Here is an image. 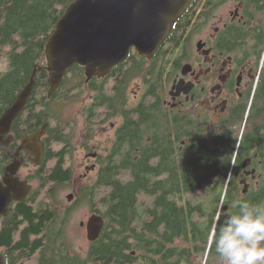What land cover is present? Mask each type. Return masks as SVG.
<instances>
[{"label": "trees", "instance_id": "16d2710c", "mask_svg": "<svg viewBox=\"0 0 264 264\" xmlns=\"http://www.w3.org/2000/svg\"><path fill=\"white\" fill-rule=\"evenodd\" d=\"M71 1L0 0V57L5 55L8 63L7 70L0 74V116L14 102L36 69L32 93L11 125L15 141L47 124L43 163L30 177V182L35 181L37 188L32 189L25 200L10 206L8 215L0 223V247L5 249L7 263L17 264L31 260L33 264H181L171 260L169 250L173 225L176 224V235L182 228L180 215L176 214L174 218L169 206L170 194L198 191L200 184L178 179L200 177L199 169L192 165L200 158L187 155L184 149L176 150L172 158L174 150L171 151L168 145H158L161 151L158 160H154V143L162 138L152 135V141L145 143V138L152 132L146 130L147 127L141 130V126L153 114V108L145 107L143 101L127 110L135 111L141 117L127 119L128 125L116 129L110 145L97 152L99 167L95 179L80 188L75 201V204L85 201L92 213L103 217L100 236L90 242L85 257L71 252L64 238V227L72 205L62 207L56 192L58 187L72 180L70 160L76 129L74 117L63 119L59 114L60 107L56 108L55 104L73 102L92 89L97 102L103 106L112 105L115 108L112 113H118L124 106L120 92L127 88L132 77L143 73L147 65V62L123 61L114 66L113 71L122 73L115 83L118 94L109 98L101 88L93 85L96 78L86 80L82 67L75 64L49 95V74L44 68L45 45L55 23ZM178 42L179 39L174 37L170 40V47L175 49ZM156 56L158 75H162V65L168 62L167 54L160 47ZM75 75L81 77L76 84L73 83L77 78ZM88 81L90 86H83ZM154 87L151 83L149 92ZM147 96L143 94L141 99ZM83 117V141L86 143L92 137L91 110H84ZM141 120L143 122L139 123ZM180 138L179 135L176 137V148ZM138 139L144 142L139 151L135 143ZM52 160L54 162L48 165ZM1 163L0 174L5 164L2 159ZM210 170L207 168L208 172ZM207 235L209 237L210 232Z\"/></svg>", "mask_w": 264, "mask_h": 264}, {"label": "flooded vegetation", "instance_id": "af4514ba", "mask_svg": "<svg viewBox=\"0 0 264 264\" xmlns=\"http://www.w3.org/2000/svg\"><path fill=\"white\" fill-rule=\"evenodd\" d=\"M174 37L179 39L175 49L170 47ZM160 47L168 60L167 65H162V75H158L156 56ZM134 61L147 62L146 70L132 77L120 92L124 106L118 113H112V105L97 102L92 89L87 97L75 101L88 103L82 111L91 110L90 130L95 132L97 127L109 124L105 129L106 133L110 130L108 145L116 129L128 125L127 119L141 117L127 110L143 101L145 107L153 108V114L141 126V130L147 127L152 132L145 143L152 141V135L162 138L154 143L153 159L158 160V145L174 150L172 158L176 150L183 149L187 155L200 158L192 163L200 177L178 179L200 184L198 191L170 194L169 206L174 218L180 215L182 228L176 235V224L173 225L169 250L171 260L181 264H220L207 235L217 225L218 217L222 220L223 213L231 210L233 199L264 202V0H192L173 21L167 38L151 57L132 49L124 60ZM113 68L103 76L91 77L96 78L93 85L109 98L118 94L115 83L121 72ZM81 69L84 72V67ZM137 79L143 87L129 95V86ZM77 80L80 82L81 77ZM151 83L156 88L149 92ZM143 94L148 95L144 100ZM178 135L181 138L176 148ZM4 138L9 140L10 151L0 150V168L1 159L5 163L0 180L15 153L23 159L19 169L29 160L27 152L19 148L24 137L16 144L10 129ZM40 140L45 151L43 137ZM135 143L136 150H141L144 142L138 139ZM204 157L208 160L203 161ZM91 160L92 171L97 172V155ZM42 162L43 159L35 168ZM19 169L15 176L30 183L31 174L21 178ZM8 212L0 215V223ZM0 253L4 264H17L7 263L4 247H0Z\"/></svg>", "mask_w": 264, "mask_h": 264}, {"label": "water", "instance_id": "95a60500", "mask_svg": "<svg viewBox=\"0 0 264 264\" xmlns=\"http://www.w3.org/2000/svg\"><path fill=\"white\" fill-rule=\"evenodd\" d=\"M192 0H72L64 9L47 38L45 55L48 73V94L60 85L68 68L74 64L85 67L87 79L103 76L111 67L122 62L131 49L151 57L167 38L171 25ZM188 65V64H186ZM186 68V66H185ZM36 69L19 92L14 102L0 116V149L10 151L4 136L14 119L24 109L34 87ZM47 124L21 140L29 160L39 165L44 155L40 141ZM95 157V153H90ZM23 159L18 153L6 166L0 180V215L7 213L13 202L23 201L31 186L20 180L17 173ZM92 166L86 167L89 172ZM73 195H67L72 200ZM83 225V223H81ZM104 227L101 215L93 213L86 222L87 238L96 240ZM0 264H4L0 253Z\"/></svg>", "mask_w": 264, "mask_h": 264}, {"label": "rangeland", "instance_id": "374dc122", "mask_svg": "<svg viewBox=\"0 0 264 264\" xmlns=\"http://www.w3.org/2000/svg\"><path fill=\"white\" fill-rule=\"evenodd\" d=\"M7 68V58L5 55H3L0 57V74L5 72ZM74 77H80V75H75ZM73 83H78L77 78ZM139 86L143 87L140 79L133 81L129 86V95L136 92ZM81 96V98L87 97L88 93L84 92V94ZM87 104L84 105V103H77L76 101H70L63 104L61 103L59 105L58 103L55 104L56 108L60 107L59 114L63 119L74 117L75 121L76 137L74 143V152L70 160L71 164L73 165L72 180L71 183L58 187L56 198L62 207L72 205V208L69 212V217L66 219L64 227V238L69 245L70 251L76 253L80 257L86 256L90 245V241L86 237L85 224L92 212L90 210V206L85 201H81L77 204H75V201L78 197L80 188L86 184L92 183L95 179L96 170L86 172V167L91 166V162H94L91 160L92 158L89 156V154L93 152V150L101 152L106 148V146H108L106 140L108 138V133L110 132V130L107 133L105 132L106 127L109 125L108 123L105 125V128L97 127L95 132L90 130L92 137L91 139L87 140L86 143H84L85 121L83 117L82 106H86ZM54 148L57 149V146L54 145ZM88 158L91 159L87 160ZM53 162V160L50 161L48 165H51ZM35 167L36 166L28 162V160H25L24 165L19 169L18 174L21 178H26L28 174H31L30 177H33L36 172L35 171L32 173L33 170L38 169ZM30 183L32 184V189L37 188V183L35 181ZM69 194L73 195L72 200L70 201L67 200V195ZM81 223H83L82 226ZM26 264H33V261H27Z\"/></svg>", "mask_w": 264, "mask_h": 264}, {"label": "clouds", "instance_id": "9594fccd", "mask_svg": "<svg viewBox=\"0 0 264 264\" xmlns=\"http://www.w3.org/2000/svg\"><path fill=\"white\" fill-rule=\"evenodd\" d=\"M208 238L220 264H264V202L233 199Z\"/></svg>", "mask_w": 264, "mask_h": 264}, {"label": "bare ground", "instance_id": "6f19581e", "mask_svg": "<svg viewBox=\"0 0 264 264\" xmlns=\"http://www.w3.org/2000/svg\"><path fill=\"white\" fill-rule=\"evenodd\" d=\"M64 11V10H63ZM63 13V12H62Z\"/></svg>", "mask_w": 264, "mask_h": 264}]
</instances>
